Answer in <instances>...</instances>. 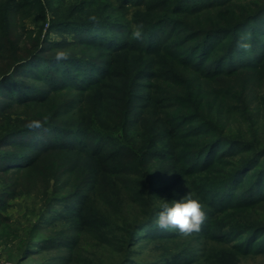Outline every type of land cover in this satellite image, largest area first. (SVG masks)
<instances>
[{
  "label": "trees",
  "instance_id": "1",
  "mask_svg": "<svg viewBox=\"0 0 264 264\" xmlns=\"http://www.w3.org/2000/svg\"><path fill=\"white\" fill-rule=\"evenodd\" d=\"M118 2L124 11L109 0H0L7 258L243 264L264 255V0ZM138 23L142 40L131 35ZM53 30L69 37L49 41ZM245 33L250 51L238 49ZM57 49L70 58L57 62ZM188 192L204 206L202 230L157 228L162 200ZM23 196L37 203L27 224L2 212Z\"/></svg>",
  "mask_w": 264,
  "mask_h": 264
},
{
  "label": "clouds",
  "instance_id": "2",
  "mask_svg": "<svg viewBox=\"0 0 264 264\" xmlns=\"http://www.w3.org/2000/svg\"><path fill=\"white\" fill-rule=\"evenodd\" d=\"M88 19L94 27H99L101 20L97 15H90ZM131 35L133 39L142 40L144 36V25L142 23L133 25ZM249 40L250 36L247 33L243 34L238 42V49L250 51L251 44L248 42ZM69 58V51L64 49L56 50L55 60L57 62L66 61ZM44 123H46V118L44 121L32 120L26 124V127L30 130L41 129ZM160 209L154 221L155 226L161 230L176 231L185 237L199 233L207 219L204 206L199 199L193 198V193L191 192H188L179 200H172L171 202L162 200Z\"/></svg>",
  "mask_w": 264,
  "mask_h": 264
},
{
  "label": "rangeland",
  "instance_id": "3",
  "mask_svg": "<svg viewBox=\"0 0 264 264\" xmlns=\"http://www.w3.org/2000/svg\"><path fill=\"white\" fill-rule=\"evenodd\" d=\"M66 3L68 0H65ZM79 0H74V2H78ZM102 1H107V0H102ZM114 4L115 7L122 9L124 11L125 8L120 6V3L118 0H109ZM129 12L133 10L132 8H128ZM47 17H50V13H46ZM131 14H129V17L131 19ZM46 29V26L43 27ZM43 29V33L45 32ZM47 38L49 41H54L58 42L61 41L63 36L69 37L66 33L64 34L62 31H49L47 33ZM35 206H37V203L31 199V197H16L12 198L9 201H7V206L6 208L2 211L5 216H8L11 220L14 221H19L24 224L31 223L36 219V209ZM4 243L0 242V264H17L15 260H10L7 258V255L5 254L4 251ZM243 264H264V255L258 256V257H253V258H248L242 260Z\"/></svg>",
  "mask_w": 264,
  "mask_h": 264
}]
</instances>
